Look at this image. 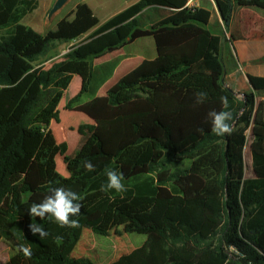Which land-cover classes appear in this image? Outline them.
I'll return each instance as SVG.
<instances>
[{
	"label": "trees",
	"instance_id": "1",
	"mask_svg": "<svg viewBox=\"0 0 264 264\" xmlns=\"http://www.w3.org/2000/svg\"><path fill=\"white\" fill-rule=\"evenodd\" d=\"M264 4V0H255ZM223 31L233 0H214ZM38 0H0V238L15 243L3 264H95L71 256L84 227L108 235L118 221L145 241L108 264H264V99H238L224 85L220 56L224 37L208 27L210 11L187 0H137L103 22L79 2L45 33L22 22ZM172 12L147 24L143 10ZM151 37L155 56L119 76L105 94L75 105L92 123L80 125L75 155L49 128L59 122L58 104L74 75L81 84L66 107L92 80L94 60L138 38ZM78 39L45 68L35 62L54 41ZM255 90L264 76L247 75ZM206 92L203 103L196 93ZM233 118L231 134L211 131L210 111ZM250 130L253 177L244 176L243 149ZM62 155L68 176L56 169ZM95 170L88 172L85 161ZM189 160L185 166L179 162ZM173 165V167H172ZM122 173L126 191H101L105 169ZM63 186L82 204L79 227L28 208ZM29 224L47 235H33ZM32 250L31 258L18 252ZM232 247V249H230Z\"/></svg>",
	"mask_w": 264,
	"mask_h": 264
},
{
	"label": "rangeland",
	"instance_id": "2",
	"mask_svg": "<svg viewBox=\"0 0 264 264\" xmlns=\"http://www.w3.org/2000/svg\"><path fill=\"white\" fill-rule=\"evenodd\" d=\"M54 1L55 0H38L37 8L26 15L22 19V22L31 26L38 32L45 33L47 30L55 28L56 22L60 18L68 15L79 2H86L88 5L92 6L100 18L109 16V14L116 10L123 2V0H67L60 9L49 15V10ZM145 20L147 21L149 19ZM212 30L214 31V29ZM215 31L220 35L223 34L221 30ZM148 39L150 38L148 37ZM77 41L78 39L69 42H52L46 53L41 56L35 64H41L45 68L51 66L54 62L59 61L62 58V55L70 49L71 45ZM136 46H138L137 43L130 46L125 45L120 51L123 49V53H126L131 49H134ZM116 52H118V50L105 55L99 60L93 61L94 73L89 87L83 92L78 101L72 103V107L70 108H67L65 104L66 101L73 97L79 90L81 84L79 76L74 75L67 89L63 91L58 104L60 121L55 122L54 120H51L49 128L53 132L57 142H66V152L69 155H75L79 148L80 135L77 132V128L80 125L92 123L87 115L75 109V105L86 102L95 95L105 94L109 86L119 77V74L113 73L112 71V68L117 61V59H114ZM152 52L154 55V50H152ZM251 140L252 136L250 130H247L246 144L243 149V169L246 178L253 177L247 158ZM55 161L57 171L63 176H68V170L65 168L62 155H57ZM188 164L189 160H184L179 162L177 166H185ZM125 227L126 223L124 221H118L109 231V234L105 236L95 234L90 228L84 227L81 237L70 255L74 257H87L95 264H108L117 259L120 255L128 253L135 247L140 246L145 241L146 236L144 234L128 232ZM14 250V242L0 238V264H3Z\"/></svg>",
	"mask_w": 264,
	"mask_h": 264
},
{
	"label": "crops",
	"instance_id": "3",
	"mask_svg": "<svg viewBox=\"0 0 264 264\" xmlns=\"http://www.w3.org/2000/svg\"><path fill=\"white\" fill-rule=\"evenodd\" d=\"M136 1L123 0L116 10L111 12L109 16H104V18L98 17L94 8L89 6L99 20H106ZM191 1L196 2V7H202L210 11L209 28L214 29V31L221 30L224 33L220 51L224 65V85L239 99H242L245 93L253 94L254 103L257 105L264 99V89L255 90L249 83L247 75L264 76V4L255 0H233L234 9L231 21L228 29L223 31L221 18L214 0ZM171 12L172 9L167 7L151 6L143 10V19H149L147 20V24H149L168 16ZM105 20H100V22ZM215 33L218 32L215 31ZM149 38H138L127 44V46L138 44L129 52L123 53V49L122 51L119 49L114 55V59H117V61L112 68L113 73L121 76L138 65L143 59L153 58L155 56L152 52V50L155 52L154 42L151 37ZM247 158L252 172L250 146Z\"/></svg>",
	"mask_w": 264,
	"mask_h": 264
},
{
	"label": "clouds",
	"instance_id": "4",
	"mask_svg": "<svg viewBox=\"0 0 264 264\" xmlns=\"http://www.w3.org/2000/svg\"><path fill=\"white\" fill-rule=\"evenodd\" d=\"M196 95V102L203 103L207 97L206 92H198ZM220 101L223 109L219 112L213 110L208 113V118L211 121V131L216 136H224L231 134L232 126L230 121L233 118V114L229 109V102L226 97H220ZM84 168L88 172L95 170V166L91 161L84 162ZM105 175L107 177L106 184L101 185V191L108 192L115 190L116 192L126 191L123 181L122 173L116 170L106 168ZM50 194L46 195L44 199L39 203H32L28 208V213L32 217L44 218L51 216L61 226H68L71 228L79 227L77 220L71 219V217L77 216L80 213L82 204L79 203L80 196L63 186L54 187L49 190ZM29 231L33 235H47L44 229L38 224H29ZM18 252H22L25 258H31L32 250L23 245L19 246Z\"/></svg>",
	"mask_w": 264,
	"mask_h": 264
},
{
	"label": "water",
	"instance_id": "5",
	"mask_svg": "<svg viewBox=\"0 0 264 264\" xmlns=\"http://www.w3.org/2000/svg\"><path fill=\"white\" fill-rule=\"evenodd\" d=\"M67 0H55L49 10V15L60 9ZM230 90V89H229Z\"/></svg>",
	"mask_w": 264,
	"mask_h": 264
},
{
	"label": "built area",
	"instance_id": "6",
	"mask_svg": "<svg viewBox=\"0 0 264 264\" xmlns=\"http://www.w3.org/2000/svg\"><path fill=\"white\" fill-rule=\"evenodd\" d=\"M187 5H188L189 7H196V2L189 0V1L187 2ZM230 249H232V247H230Z\"/></svg>",
	"mask_w": 264,
	"mask_h": 264
},
{
	"label": "bare ground",
	"instance_id": "7",
	"mask_svg": "<svg viewBox=\"0 0 264 264\" xmlns=\"http://www.w3.org/2000/svg\"><path fill=\"white\" fill-rule=\"evenodd\" d=\"M245 152V151H244Z\"/></svg>",
	"mask_w": 264,
	"mask_h": 264
}]
</instances>
